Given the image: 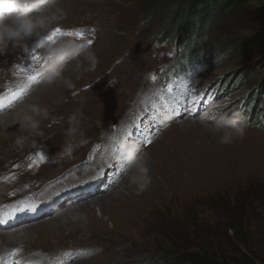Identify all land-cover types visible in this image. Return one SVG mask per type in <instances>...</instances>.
Instances as JSON below:
<instances>
[{"label": "rangeland", "instance_id": "obj_1", "mask_svg": "<svg viewBox=\"0 0 264 264\" xmlns=\"http://www.w3.org/2000/svg\"><path fill=\"white\" fill-rule=\"evenodd\" d=\"M51 4L53 6L48 4L42 13H33L49 18L57 16L41 31V36L26 43H15L14 46L21 47L15 57L1 54L0 94L10 89L15 81L14 65L23 63L28 56L27 50L50 30L88 27L96 30V43L73 60L79 59L76 78L73 77L66 90L58 91L55 99L51 97L50 107L44 105V101H36L38 111H28L38 125L33 133L29 134L30 129L22 126L24 119H18L19 126H12L0 135L2 211L10 204H22L47 186V194L51 197L66 195L70 188H76L74 181L77 179L72 180L66 174L84 160L92 161L96 157L95 143L105 140L112 126L128 120L134 105L132 101L139 105L137 93L146 85L145 73L166 62L158 53L168 49H163V45L157 49L154 43L166 39L163 31H170L180 14V10L172 11L170 4H163L160 13L146 14L142 0H56ZM172 12H176V16L168 25L167 18ZM242 13L228 10L214 27H207L202 42L203 47L208 45L210 52L225 57L222 64L208 69L202 76L212 86L219 87L223 82L231 88L222 103L231 101L235 107L243 100H252L250 125L239 126L243 128L242 138L236 135L234 127L219 123V119L209 122L187 118L169 124L103 195L86 200L85 204L78 202L81 205L72 204L75 199L70 198L64 204L67 209L59 207L53 216L13 230L19 236L28 237L23 244H17L24 258L34 255L51 258L64 252L63 247L69 244L73 256L79 251L94 252L91 257L78 255V259L69 264H171L167 252L173 236L159 221L169 215L178 219L182 229L193 225L203 231L204 236L216 227L221 232L228 231L232 237L235 231L230 228H237L238 248L264 257V211L254 207L232 213L223 210L220 203L221 200L232 202L236 196L241 202L247 197L248 189H264V125L259 127L257 123L264 120V57L251 50H236L254 34L253 22ZM188 29L190 27L171 28L167 37L173 35L180 45L187 40L184 35ZM100 57L102 59L96 61ZM90 60L93 64L84 65ZM71 62L57 68V72ZM47 76L16 105L0 113V118L14 113L27 99H36L30 95L38 87L44 84V88L50 87L57 82L52 70ZM145 105L149 106L148 100ZM213 111L219 112L220 108ZM22 129L23 132L17 133ZM224 138L230 142L221 143ZM40 151L48 154L52 162L39 165L48 166L35 164L37 161L30 153ZM97 169L106 170L107 165ZM83 171L80 166L73 174L77 176ZM49 184L52 185L49 187ZM152 187L166 189L167 193L162 197L151 195ZM120 191L124 194L118 197ZM116 199L118 202H114ZM89 210L92 212L88 213ZM59 223L66 228L58 230ZM51 227L54 228L52 234L43 233V228L50 230ZM49 236L52 237L49 243L54 242L53 248L40 241ZM174 240L173 245H179Z\"/></svg>", "mask_w": 264, "mask_h": 264}, {"label": "trees", "instance_id": "obj_2", "mask_svg": "<svg viewBox=\"0 0 264 264\" xmlns=\"http://www.w3.org/2000/svg\"><path fill=\"white\" fill-rule=\"evenodd\" d=\"M142 3L145 13L149 15L154 12L160 13L165 4H170L172 11H174L173 9L180 10L177 23L171 28L190 27L187 30L188 33L184 35V38H187L185 42L195 43L197 46L205 40L207 29L221 21L228 10L243 11V16L250 18L253 22L254 34L244 44H238L236 50L238 52L251 50L264 57V0H142ZM168 16L167 24L170 25L176 12H172ZM205 22H208V25H204ZM170 31H163L166 38H174L173 35L167 37ZM246 196L241 202L239 196H236L232 202L221 200L222 209L234 213L255 207L264 211L263 188H250L246 191ZM159 221L162 227L170 229L168 234L173 236L171 249L167 252L171 264H264V257H260L252 251L244 252L238 248L236 240L239 238V232L237 228H230V231H235L232 237L228 231L221 232L216 227L211 230L209 228L207 236H204L203 231L193 225L182 229L178 225L180 223L178 219L171 215L167 216V219ZM174 239L179 245H173Z\"/></svg>", "mask_w": 264, "mask_h": 264}, {"label": "bare ground", "instance_id": "obj_3", "mask_svg": "<svg viewBox=\"0 0 264 264\" xmlns=\"http://www.w3.org/2000/svg\"><path fill=\"white\" fill-rule=\"evenodd\" d=\"M54 1H56V0H53L52 2H54ZM61 1H64V0H61ZM56 3V2H55ZM50 5H52L51 4V2H50ZM61 5V4H60ZM47 6V5H46ZM46 11H48V10H46ZM10 23V22H9ZM44 29H46V27L45 28H43V29H39V30H37L35 33H33L30 37H27V38H25V39H23V40H21V41H19L18 43H26V42H28L30 39H36V38H38V37H40L41 36V31H43ZM40 40V39H39ZM18 43H16V44H18ZM5 47V54L6 55H8V56H11V57H15L16 55H18L19 53H20V51H21V47H19V46H14V44L13 43H9V44H7V45H5L4 46ZM92 49V48H91ZM104 53H108V52H104ZM112 54H113V52H112ZM4 55V54H3ZM28 55V54H27ZM0 56H1V54H0ZM2 57H4V56H2ZM28 57V56H27ZM7 59V58H6ZM14 59V58H13ZM24 59V58H23ZM102 58L100 57L98 60H96V61H100ZM1 60V59H0ZM3 60V59H2ZM79 60V59H78ZM78 60H76V62H74V63H72L71 62V64L67 67V68H65V69H62L61 71H59V72H57V75L56 76H53V78H55V79H57V82H55L52 86H50V87H46V88H44V86L46 85V84H44V86L42 85V86H40V87H38L37 88V90H34V91H32V93H31V97L32 96H35L36 97V99H34V98H31L30 100H26V103H24V104H22V106L21 107H19V109H17V110H15L14 111V113L12 112V114L11 115H8V114H5L4 116H1V118H0V135L2 134V133H6L8 130H11V127L12 126H15V125H17V126H19V124H16V123H18V119H24V117L25 116H30L31 117V115H29V110H32V107L33 108H35V104H36V101H44V105H46V104H48V106L50 107V99H51V97H52V99H55L56 98V96H55V94H57V92L58 91H60V92H63L64 90H66V88L69 86V83H71V82H73L72 80H73V77H74V75L75 74H77V72H78V70H79V68H77V64L79 63L78 62ZM108 61V60H107ZM93 62V60H90V61H86V64H84V65H90V63L91 64H93L92 63ZM84 63V62H83ZM97 63V62H96ZM13 64V63H12ZM96 65V64H95ZM106 66V65H105ZM114 66V65H113ZM99 67V66H98ZM4 68V67H3ZM83 69V68H82ZM110 69V68H109ZM13 70V69H12ZM84 71V70H83ZM96 71V70H95ZM81 72H82V70H81ZM106 72H109L108 70L106 71ZM103 73V72H102ZM105 73V72H104ZM77 76V75H76ZM79 76V75H78ZM101 76V75H100ZM107 76V75H106ZM115 76V75H114ZM114 76H112V77H114ZM14 77V76H13ZM48 77V76H47ZM99 77V76H98ZM52 78V77H51ZM74 78H76V77H74ZM101 78V77H100ZM99 78V79H100ZM47 79V78H46ZM115 79H116V77H115ZM1 81V80H0ZM4 81V80H3ZM105 81V80H104ZM114 81V80H113ZM80 82V81H79ZM114 83V82H113ZM9 85V84H8ZM1 86V85H0ZM71 86V85H70ZM0 89H2V88H0ZM5 89V88H4ZM8 89H9V87H8ZM70 89V88H69ZM39 90V91H38ZM2 91V90H1ZM56 92V93H55ZM58 95V94H57ZM92 95V94H91ZM58 97V96H57ZM91 98H93V97H91ZM86 99V98H85ZM94 99V98H93ZM89 100V99H88ZM92 101V100H91ZM26 106V107H25ZM49 107H48V109H49ZM46 114V113H45ZM45 114H44V117H45ZM34 117H36V116H34ZM17 118V119H16ZM39 118H41V117H39ZM42 120L44 119V118H41ZM23 123H25V121L23 120L22 121ZM41 126V125H40ZM47 127V126H46ZM50 127V126H49ZM19 129V128H18ZM49 129V128H48ZM24 131V129H22V130H19V131H17V133L18 132H23ZM25 131H27V130H25ZM30 131V133L29 132H26V133H29V134H31V133H33V130H29ZM49 134V133H48ZM27 135V134H26ZM37 135V134H36ZM82 135V134H81ZM4 137V136H3ZM20 137V136H19ZM40 137V136H39ZM20 139H22V138H20ZM36 139V138H35ZM39 139V138H38ZM15 140V139H14ZM13 140V141H14ZM20 141V140H19ZM30 141V140H29ZM2 142V141H1ZM7 142V141H6ZM14 143H15V141H14ZM14 143H12V144H14ZM1 144V143H0ZM3 145V144H2ZM16 145V144H15ZM47 145V144H46ZM13 146V145H12ZM12 148V147H11ZM5 149V148H4ZM16 150V149H15ZM22 150V149H21ZM41 150H42V148H41ZM39 151V150H38ZM89 151V150H88ZM5 152H6V150H5ZM15 152H17V151H15ZM21 152V151H20ZM8 153V152H7ZM31 155H32V153H30ZM30 154H29V156H30ZM14 155V154H13ZM9 156V155H8ZM19 156V155H18ZM28 156V155H27ZM1 158V157H0ZM31 157H29V159H30ZM35 159V158H34ZM5 161V160H4ZM32 161V160H31ZM30 161V162H31ZM25 162V161H24ZM34 162H36L35 160H34ZM36 164V163H35ZM39 166H48V165H39ZM15 167V166H14ZM74 172V171H73ZM2 178V177H1ZM121 179V178H120ZM6 180V179H5ZM10 180V179H9ZM12 181V180H11ZM4 182V181H3ZM25 182H27V181H25ZM22 183H23V181H22ZM1 184V183H0ZM27 184V183H26ZM115 184V183H114ZM23 185V184H22ZM7 186V185H6ZM15 186V185H14ZM135 186V185H134ZM9 187V186H8ZM20 187V186H19ZM11 188V187H10ZM16 188V187H15ZM18 188V187H17ZM28 188V187H27ZM5 189V188H4ZM20 189V188H19ZM11 190V189H10ZM15 190H17V189H15ZM23 190V189H22ZM28 190V189H27ZM139 190V189H138ZM26 191V190H25ZM24 191V192H25ZM35 191V190H34ZM16 192V191H15ZM27 192V191H26ZM169 192V191H168ZM14 193V192H13ZM118 192H116V194H117ZM167 193V191H166V189H156L155 187H152L151 188V195H155V196H158V197H162L163 195H165ZM15 194V193H14ZM19 194V193H18ZM17 194V195H18ZM124 194V192L123 191H120L119 192V194H117L118 195V197H119V195H123ZM6 195V194H5ZM21 195V194H20ZM29 195V194H28ZM31 195V194H30ZM116 195V196H117ZM7 196V195H6ZM126 196V195H125ZM4 198V197H3ZM115 198H117V197H115ZM16 199V198H15ZM92 199H94V198H92ZM114 202H118V199H116V200H114ZM121 203V202H120ZM79 204V203H78ZM82 204H85V202L83 201V203ZM77 205V204H76ZM79 205H81V204H79ZM78 205V206H79ZM76 208V207H75ZM65 209H67V208H65ZM73 209V208H72ZM63 210V209H62ZM61 210V211H62ZM70 210H71V207H70ZM70 210H67V211H69L70 212ZM60 211V210H59ZM67 211H65V213L67 212ZM90 212H92V210H89V212L88 213H90ZM87 214V213H86ZM91 216V215H90ZM51 217V216H50ZM56 218V217H55ZM45 219V218H44ZM56 222V221H55ZM69 224H71L70 222H69ZM68 224V225H69ZM64 226L65 225H63L62 223H59L58 224V230L60 229H62V228H64ZM74 226V225H73ZM34 227V226H33ZM54 227V226H53ZM53 227H51L50 228V230H48V229H46V228H43L42 230H43V233H45L46 235L47 234H52V229H54ZM66 228V227H65ZM64 228V229H65ZM63 229V230H64ZM57 230V231H58ZM18 233V232H17ZM17 233H14V231L13 230H11V231H9V232H6V231H2V232H0V256H2V255H4V254H6V253H8V252H11L12 250H14L13 248H15V249H18V245L21 243V244H23L24 242H23V240H27L28 239V237H26V236H19ZM54 234H55V232H54ZM53 234V235H54ZM76 234V233H75ZM57 236V235H56ZM40 238V237H39ZM50 238H52V237H43V238H41L40 239V241L41 242H43V243H46L45 244V246H49V247H54V242H52V244H50L49 243V241H50ZM54 238V237H53ZM52 241V240H51ZM15 242H17V243H15ZM30 243V242H29ZM13 244H15V245H13ZM18 244V245H17ZM49 244V245H48ZM69 245V244H68ZM68 245H66L65 244V246L63 247V249L62 250H68L71 246H68ZM42 247V246H41ZM25 250V249H24ZM39 251V250H38ZM36 252V251H35ZM57 252V251H56ZM32 253V252H31ZM53 253V252H52ZM59 253V252H58ZM57 253V254H58ZM27 254V253H26ZM38 255H36L35 257H37ZM50 257V256H49Z\"/></svg>", "mask_w": 264, "mask_h": 264}, {"label": "clouds", "instance_id": "obj_4", "mask_svg": "<svg viewBox=\"0 0 264 264\" xmlns=\"http://www.w3.org/2000/svg\"><path fill=\"white\" fill-rule=\"evenodd\" d=\"M45 3L46 0H0V54L5 52V45L18 43L57 19L55 15L50 18L42 14L33 15L34 12L42 13L45 10L42 5ZM56 75L57 69L53 68L52 76ZM32 111L37 112L38 110L33 108ZM24 121L25 125L22 126H26L30 130H34L38 126L37 121L30 116H25ZM227 123L232 124L236 135L242 138L243 128L236 127L232 120H228ZM229 142L230 140L227 138L221 140V143ZM17 143L20 141L18 140Z\"/></svg>", "mask_w": 264, "mask_h": 264}, {"label": "snow or ice", "instance_id": "obj_5", "mask_svg": "<svg viewBox=\"0 0 264 264\" xmlns=\"http://www.w3.org/2000/svg\"><path fill=\"white\" fill-rule=\"evenodd\" d=\"M58 35H76L79 39H83V34L82 33H64L63 30L61 29H56L55 31H53L49 36H48V40L50 42H55V39ZM33 59L35 60H39L40 57L39 56H33Z\"/></svg>", "mask_w": 264, "mask_h": 264}]
</instances>
